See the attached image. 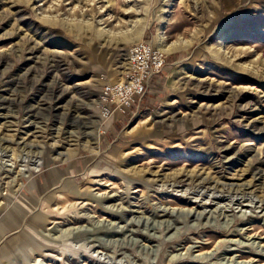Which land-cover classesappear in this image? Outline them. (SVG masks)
Masks as SVG:
<instances>
[{"label":"rangeland","instance_id":"374dc122","mask_svg":"<svg viewBox=\"0 0 264 264\" xmlns=\"http://www.w3.org/2000/svg\"><path fill=\"white\" fill-rule=\"evenodd\" d=\"M0 264H264V0H0Z\"/></svg>","mask_w":264,"mask_h":264},{"label":"built area","instance_id":"2783aa9c","mask_svg":"<svg viewBox=\"0 0 264 264\" xmlns=\"http://www.w3.org/2000/svg\"><path fill=\"white\" fill-rule=\"evenodd\" d=\"M164 52L146 41L134 42L128 49L125 78L114 82L109 93L121 106L133 104L136 95L146 89L147 81L159 73L164 66Z\"/></svg>","mask_w":264,"mask_h":264},{"label":"bare ground","instance_id":"6f19581e","mask_svg":"<svg viewBox=\"0 0 264 264\" xmlns=\"http://www.w3.org/2000/svg\"><path fill=\"white\" fill-rule=\"evenodd\" d=\"M185 178V177H184Z\"/></svg>","mask_w":264,"mask_h":264}]
</instances>
